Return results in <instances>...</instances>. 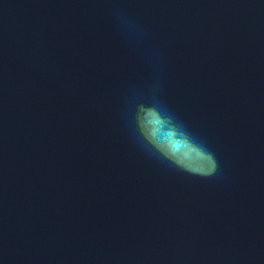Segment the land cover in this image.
<instances>
[{"label": "water", "instance_id": "water-1", "mask_svg": "<svg viewBox=\"0 0 264 264\" xmlns=\"http://www.w3.org/2000/svg\"><path fill=\"white\" fill-rule=\"evenodd\" d=\"M0 264H264V0H0Z\"/></svg>", "mask_w": 264, "mask_h": 264}, {"label": "clouds", "instance_id": "clouds-1", "mask_svg": "<svg viewBox=\"0 0 264 264\" xmlns=\"http://www.w3.org/2000/svg\"><path fill=\"white\" fill-rule=\"evenodd\" d=\"M146 139L148 140V137H146ZM150 143H152L151 140H149ZM202 150L204 152V154L206 155V157L208 158V160L211 162V167L209 170L205 171V172H200V173H192V174H195V175H200V176H203V177H211L213 175H215L217 173V170H218V161L215 157V154L212 153L211 151H209L208 149H206L204 146H202ZM165 156H166V153H163Z\"/></svg>", "mask_w": 264, "mask_h": 264}]
</instances>
